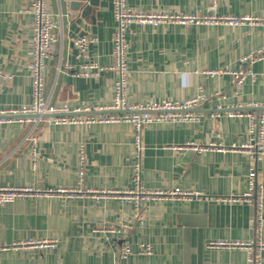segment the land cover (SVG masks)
Segmentation results:
<instances>
[{
    "label": "crops",
    "instance_id": "obj_1",
    "mask_svg": "<svg viewBox=\"0 0 264 264\" xmlns=\"http://www.w3.org/2000/svg\"><path fill=\"white\" fill-rule=\"evenodd\" d=\"M48 2L56 43L47 60L46 99L71 109L108 106L114 71L85 78L63 70L81 71L87 63L112 64L113 0H98L86 12L70 10L65 0ZM30 3L0 0V70L10 77L0 79V111L5 115L31 100L32 16L20 12ZM126 5L141 13L264 19V0H127ZM80 35L96 39L87 58H76L73 39ZM127 42L129 103L182 101L198 89L206 95L220 93L195 108L198 121L149 123L142 129L143 186L179 188L206 198L153 200L135 210L120 198L96 202L90 195H25L0 206V264H247L246 249L210 248L208 243L246 244L258 238L264 243V197L259 235L253 227V208L216 200L242 195L251 165L249 156L239 149L248 140V119L229 118L216 109L264 107V60L249 66L257 79L247 78L238 89L232 87L229 74H205L238 69L242 57L264 47V26L133 23ZM134 132L126 122L54 125L2 119L0 186L35 191L131 189ZM255 167L264 189V157ZM123 224L129 229L123 230ZM29 239L54 240L56 247H11ZM125 239L131 254L122 258ZM143 244L151 246V255L140 253ZM259 259L264 264V249Z\"/></svg>",
    "mask_w": 264,
    "mask_h": 264
},
{
    "label": "built area",
    "instance_id": "obj_2",
    "mask_svg": "<svg viewBox=\"0 0 264 264\" xmlns=\"http://www.w3.org/2000/svg\"><path fill=\"white\" fill-rule=\"evenodd\" d=\"M127 0H113V18L115 21V31L112 42V64L109 67L96 65V63H87L82 66L81 71L72 72L64 69L63 73L74 77H95L104 70H112L116 73L113 87V98L111 103L105 107H86L84 109H71L66 105H51L45 96V78L47 74V60L56 43L54 35L55 22L50 10L48 0H31L30 7L21 10V13L29 12L32 16V34L30 39V62L29 73L31 79V100L27 105L19 109H14L8 115H37L38 118H18L6 119L23 121L25 123L37 124L44 121L54 125H90L94 123H115L126 122L134 127L133 146L135 148V159L132 163V188L126 190H80L76 188H60L55 191H35L28 187H7L0 186V206L13 202L15 199L25 195H60L66 198H74L83 195H90L96 202L110 198H120L133 204L134 209L138 210L144 204L153 200H201L206 198L198 192L183 191L179 188L171 190H150L142 184V129L149 123H187L200 119L199 114L192 112L193 109L200 107L210 98L218 96L220 93L206 95L201 89L188 99L182 101H149L133 105L128 101V84L130 69L127 62L128 42L127 33L133 23L140 25H149L157 27L162 23L177 22L182 25L188 24H225L229 26L239 25H261L264 26V19L232 15L223 16H198L194 14L187 15H168L164 13H141L133 12L127 8ZM96 39L87 35H80L73 39V46L78 51L76 58H87V50L94 44ZM264 60V47L258 48L240 59V66L235 70L207 71L205 74L214 76L216 74H229L232 78V87L238 89L242 83L249 78L255 81L258 77L249 66L257 61ZM10 77L0 70V79L8 80ZM256 105H250L246 108H256ZM264 108V107H262ZM107 111L109 113H102ZM216 111H224L229 118L246 117L249 121L248 140L240 145L243 151L251 159V165L248 169L247 189L240 196H230L218 201L229 203L240 202L254 209L253 227L257 235L263 220V185L257 180L256 162L264 157V111L252 112L242 110V107L232 109H222L217 107ZM0 111V116L5 115ZM57 115L53 118H41L42 115ZM2 120V119H1ZM32 132L30 130L29 134ZM35 142V138H31ZM123 230L129 229L127 224L122 225ZM114 229H111L113 232ZM12 248H49L56 247L54 240H33L20 241L11 245ZM208 247L219 249L243 248L247 250V264H261L259 254L264 249V243L259 238L255 243H241L239 241H215L209 242ZM121 257L126 258L131 254V248L127 240H123L121 246ZM140 253L151 255L152 248L148 244L140 245Z\"/></svg>",
    "mask_w": 264,
    "mask_h": 264
},
{
    "label": "water",
    "instance_id": "obj_3",
    "mask_svg": "<svg viewBox=\"0 0 264 264\" xmlns=\"http://www.w3.org/2000/svg\"><path fill=\"white\" fill-rule=\"evenodd\" d=\"M67 2H69V8L72 11H78V10H82V12H86L89 11V9L93 6H97L98 5V0H65ZM83 15V14H82ZM242 110H246V111H252V112H259V111H264V108L262 107H256V108H242ZM196 111L195 109H193L192 112ZM102 113H109L107 111H103ZM57 115H42L41 118H53L56 117ZM39 116L37 115H1L0 116V120L1 119H18V118H38Z\"/></svg>",
    "mask_w": 264,
    "mask_h": 264
}]
</instances>
